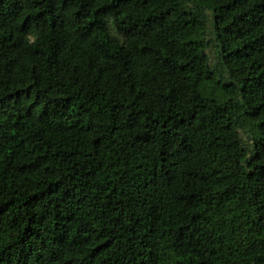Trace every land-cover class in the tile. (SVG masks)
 <instances>
[{
	"label": "trees",
	"instance_id": "trees-1",
	"mask_svg": "<svg viewBox=\"0 0 264 264\" xmlns=\"http://www.w3.org/2000/svg\"><path fill=\"white\" fill-rule=\"evenodd\" d=\"M0 264H264V0H0Z\"/></svg>",
	"mask_w": 264,
	"mask_h": 264
},
{
	"label": "rangeland",
	"instance_id": "rangeland-1",
	"mask_svg": "<svg viewBox=\"0 0 264 264\" xmlns=\"http://www.w3.org/2000/svg\"><path fill=\"white\" fill-rule=\"evenodd\" d=\"M206 51H208L209 57L212 58L213 57V55H212L213 53L210 50H208V49Z\"/></svg>",
	"mask_w": 264,
	"mask_h": 264
},
{
	"label": "water",
	"instance_id": "water-1",
	"mask_svg": "<svg viewBox=\"0 0 264 264\" xmlns=\"http://www.w3.org/2000/svg\"><path fill=\"white\" fill-rule=\"evenodd\" d=\"M250 137L248 136V139H249Z\"/></svg>",
	"mask_w": 264,
	"mask_h": 264
}]
</instances>
